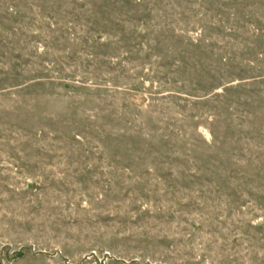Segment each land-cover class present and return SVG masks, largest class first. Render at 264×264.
<instances>
[{"label":"rangeland","instance_id":"obj_1","mask_svg":"<svg viewBox=\"0 0 264 264\" xmlns=\"http://www.w3.org/2000/svg\"><path fill=\"white\" fill-rule=\"evenodd\" d=\"M0 264H264V0H0Z\"/></svg>","mask_w":264,"mask_h":264}]
</instances>
